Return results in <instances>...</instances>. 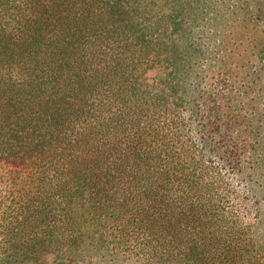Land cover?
<instances>
[{"label":"trees","instance_id":"trees-1","mask_svg":"<svg viewBox=\"0 0 264 264\" xmlns=\"http://www.w3.org/2000/svg\"><path fill=\"white\" fill-rule=\"evenodd\" d=\"M44 254L264 264V0H0V264Z\"/></svg>","mask_w":264,"mask_h":264},{"label":"rangeland","instance_id":"rangeland-1","mask_svg":"<svg viewBox=\"0 0 264 264\" xmlns=\"http://www.w3.org/2000/svg\"><path fill=\"white\" fill-rule=\"evenodd\" d=\"M160 70V68L148 70L145 72L144 77L150 81L155 74L161 72ZM44 256L46 257L47 262L50 264H54L55 262H60V260H63L60 257H55L54 254H44Z\"/></svg>","mask_w":264,"mask_h":264}]
</instances>
